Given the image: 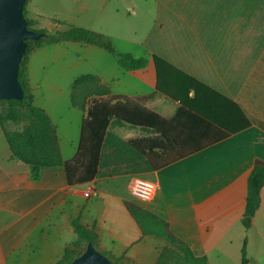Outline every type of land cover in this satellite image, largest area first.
Instances as JSON below:
<instances>
[{"label": "crops", "instance_id": "crops-1", "mask_svg": "<svg viewBox=\"0 0 264 264\" xmlns=\"http://www.w3.org/2000/svg\"><path fill=\"white\" fill-rule=\"evenodd\" d=\"M73 2L81 16L91 11L92 23L65 22L69 26L61 31L77 27L99 33L111 40L117 54L63 41L30 56L34 105L48 114L64 161L76 156L80 144L86 112L74 107L72 95L84 76L98 78L111 96L131 98L168 120L185 106L230 136L155 171L144 160L119 158L116 147L107 144L99 177L73 186L62 166L35 174L33 166L15 158L0 125V264H57L78 241L75 220L94 230L101 250L122 264H155L168 243L143 235L127 201L165 220L196 256L223 264L221 247L243 226L249 176L258 160L264 163V130L246 101L264 60V0ZM123 54L145 58L148 65L127 70L119 63ZM56 73L69 79L57 82ZM108 133L122 140L158 136L115 119ZM137 176L157 184L153 202L133 199ZM258 208L249 235L256 230L264 249V187Z\"/></svg>", "mask_w": 264, "mask_h": 264}, {"label": "trees", "instance_id": "trees-1", "mask_svg": "<svg viewBox=\"0 0 264 264\" xmlns=\"http://www.w3.org/2000/svg\"><path fill=\"white\" fill-rule=\"evenodd\" d=\"M28 28L33 30L31 22ZM36 31V30H33ZM46 36L34 41L38 48L63 41L85 42L107 49L117 54L111 40L99 33L83 28H71L49 34L47 30L36 31ZM32 40L27 41L28 48L19 70V82L24 91L22 100H1L6 116L0 115V125L15 158L33 166L35 174L46 167H64L70 185H84L99 177L104 164V150L107 144L114 145L119 158L124 155L129 160L140 159L147 162L150 169L160 170L190 155L201 152L230 136V133L206 119L204 116L183 106L175 118L168 120L128 97L111 96L109 90L101 85L98 78L84 76L79 79L73 90V105L84 112L81 139L76 156L64 161L58 142V136L48 114L34 105V96L28 76V52ZM29 49V50H28ZM119 56L120 65L127 70L145 68L148 60L135 58L131 54ZM142 128L158 134L156 137L131 136L122 140L108 133L112 120ZM8 122L22 124L20 131L7 129ZM140 173V170H132ZM264 187V163L259 161L249 176L248 197L243 216V226L250 230L254 217L261 204V190ZM129 212L139 223L143 235L165 240L164 248L155 264H209L206 256L198 257L190 246L169 230V224L132 202H125ZM78 241L66 249L65 256L57 264H70L83 254L88 244L106 255L116 264H122L100 248L99 237L94 230L82 226L78 220L73 222ZM247 242L242 252V263L249 264L246 254Z\"/></svg>", "mask_w": 264, "mask_h": 264}, {"label": "rangeland", "instance_id": "rangeland-1", "mask_svg": "<svg viewBox=\"0 0 264 264\" xmlns=\"http://www.w3.org/2000/svg\"><path fill=\"white\" fill-rule=\"evenodd\" d=\"M78 10L79 5L74 4L73 0H27L24 8V14L26 19L31 22L30 28L36 31L47 30L49 34H53L61 31L62 29L64 30V28H67L69 25H66L65 22L73 25L78 24L79 26L91 25V11L85 10L81 16ZM30 44V51L28 52L27 56L29 57V59L30 56H32V54L39 49L36 46L34 40H32ZM35 64L37 67L36 77L40 81L42 79L40 61L36 59ZM85 68L87 69V67ZM52 77L60 83H65L67 79H69L65 73H56ZM256 77V82L258 83L254 85V90L251 89L254 83H252V85L249 87V91H247L246 101L251 107V110H253L254 112L258 126L264 130V60H262L261 64L258 66ZM5 109V105L0 103V115L2 117L6 114ZM126 128L129 129L130 132L132 130V133L134 134H139V129H135L129 126H126ZM7 129L11 131H20L23 129V127L22 124L8 122ZM0 132H2L1 128ZM136 201L138 200L136 199ZM249 231L250 230H246L245 227L242 226L240 227V231L238 229L236 230V232L234 231V233L229 236L232 242L229 244L227 242V244L225 243L224 246L221 247L222 253H224V257L221 261L223 262V264H241L242 252L245 242H247L246 254L249 263L264 264V249H261V246L259 245L260 235H258L256 230L252 231V234L249 235Z\"/></svg>", "mask_w": 264, "mask_h": 264}, {"label": "water", "instance_id": "water-1", "mask_svg": "<svg viewBox=\"0 0 264 264\" xmlns=\"http://www.w3.org/2000/svg\"><path fill=\"white\" fill-rule=\"evenodd\" d=\"M27 0H0V101L22 100L24 91L19 70L26 53L27 41H39L46 34L29 29L24 14ZM70 264H116L93 244Z\"/></svg>", "mask_w": 264, "mask_h": 264}, {"label": "built area", "instance_id": "built-area-1", "mask_svg": "<svg viewBox=\"0 0 264 264\" xmlns=\"http://www.w3.org/2000/svg\"><path fill=\"white\" fill-rule=\"evenodd\" d=\"M157 191L158 186L155 182L141 176L135 177L131 185L132 197L144 203L153 202Z\"/></svg>", "mask_w": 264, "mask_h": 264}]
</instances>
